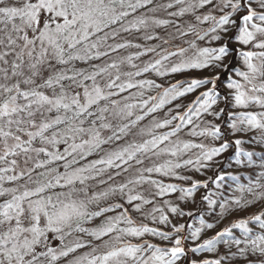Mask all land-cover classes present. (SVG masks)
Returning <instances> with one entry per match:
<instances>
[{
	"label": "snow or ice",
	"instance_id": "snow-or-ice-1",
	"mask_svg": "<svg viewBox=\"0 0 264 264\" xmlns=\"http://www.w3.org/2000/svg\"><path fill=\"white\" fill-rule=\"evenodd\" d=\"M178 39L182 43H175ZM198 41L219 46L200 47ZM233 52L243 67L232 69L239 79L227 75L224 102L231 98L232 107L244 111L228 114L224 135L234 137L237 163L246 157L251 167L255 153L242 146L257 137L245 140L244 134L255 130L264 144V0H0V264H178L187 250L185 225H172L171 231L135 226L132 213L177 191L153 174L189 180L177 170L210 168L228 150L221 125L213 120L225 112L214 108L220 99L218 73L228 72L225 60ZM188 69L217 74L167 85L146 78ZM206 85L211 87L197 96L195 107L183 113L180 104L173 107ZM193 116L212 119L201 128ZM185 128L192 137L223 142L216 147L185 142L180 139ZM193 148L200 156L181 163ZM224 179L215 176L216 182ZM262 180L264 172L246 189L260 200ZM151 187L158 189L150 193L153 199L139 191ZM198 187L199 181L181 191L192 196ZM160 211L153 207L147 215L155 221ZM159 221L169 222L163 214ZM232 227L242 229L244 239L234 238L229 247L237 246L247 264H264V211ZM201 231L190 233L193 242ZM146 233L169 246L127 239ZM225 233L231 229L195 244L191 252H215ZM236 255L199 264H222Z\"/></svg>",
	"mask_w": 264,
	"mask_h": 264
},
{
	"label": "trees",
	"instance_id": "trees-1",
	"mask_svg": "<svg viewBox=\"0 0 264 264\" xmlns=\"http://www.w3.org/2000/svg\"><path fill=\"white\" fill-rule=\"evenodd\" d=\"M187 19V18H186ZM202 27L207 28L208 25L205 24ZM167 31H173V29H168ZM163 34V33H162ZM175 43H182L179 39L175 41ZM200 47H218L219 44L217 42L206 43L205 41L197 42ZM186 46V45H185ZM233 47H238L233 45ZM230 61V64H229ZM226 64H229V70L227 73H218L220 75V81L218 82L217 90L220 93V99L218 104L214 106L216 110L220 108H224L225 112L221 115L219 120H213V123L220 124L222 127V138L224 140L229 141V148L226 152L222 153L219 157L214 158V163H212L210 168H201L200 171H196L195 168L199 167L198 165H189L177 170L178 175H184L189 177V180H179L174 177H161L159 174H153L154 179H162L165 184L172 183L177 187L176 192H170L162 197H155L153 205H143V213H132V219L136 222L135 226H139L141 223L157 228L161 231H171L172 225L184 224L185 230L181 233L182 236L186 237L185 245L187 246V250L184 256L178 261V264H191V261L195 260L201 262L203 260H212L217 259L225 255H230L231 253H237L235 257L232 259L222 261V264H247V261L244 257L238 254L237 246L229 245L231 244L234 238L244 239L243 230L240 228H233L232 225L238 222L239 219H247L252 215H258L261 211H264V200L256 199L251 193L246 191L250 182L254 183L257 179V176L264 172V167H261L264 164V144L258 142L259 133L255 130L244 134V139L249 140L250 137L256 136L257 141H253L250 143H245L242 147L244 151H252L255 155L252 157L253 166L249 167L247 165V158L240 157L239 159L243 161L242 163H237V157L235 155L234 146L231 141L234 139L230 134L225 136L224 133L228 132L227 124L229 122V113L233 111H244V109L233 108L231 105V98H229V103L225 104L224 98L227 92L226 84H227V75H232L234 79H239L234 76L232 69H242L241 60L236 52H233L230 57L225 60ZM217 73H213L209 70H199V69H188L182 73L172 74L166 78L155 77L154 74H147L146 78L156 79L157 82H163L165 85L169 83H174L177 80L180 81H190L191 79L204 78L210 75H215ZM186 86V85H185ZM211 87V85L203 86L192 93H188L185 97H181L178 100L173 102V107L175 104H180L181 107L178 111L183 113L189 105L195 107L196 105L193 103L197 96L200 95L201 92L205 91L207 88ZM152 94H155V90H153ZM167 107L158 114L160 117L165 116L167 112ZM249 110H252L251 108ZM259 110L258 108L256 109ZM212 118L208 117H200L197 118L193 116V120L195 123L201 124V128L207 126V120H211ZM146 122V121H145ZM179 121H174L173 123H178ZM191 127V126H188ZM188 128H185L180 134V139L185 142L190 143H203L206 147H216L219 146L223 140L213 141L211 138L206 137H192L187 134ZM201 150L199 148L189 149L182 157L179 158V161L183 163L185 159H195L200 156ZM169 157H166V159ZM175 159V158H173ZM162 163L163 160L158 161ZM208 163V162H205ZM150 166V165H149ZM217 174L225 175V179L223 181L216 182L215 176ZM230 174V175H228ZM232 177H236V179H232ZM200 182V187L193 190L192 196L186 198V194L181 191L182 189H187L191 187L193 182ZM208 184V187L205 188L204 183ZM264 183V180L261 181ZM148 188V186H145ZM244 189L241 191V189ZM147 198L153 199L150 193L158 191L155 187L149 188V191H143L140 189ZM257 191H261V189H257ZM208 196L209 199L215 201V204L210 205L208 201L204 200L203 197ZM183 197V199H181ZM239 200L240 204H235V201ZM255 200L254 204L248 205L246 202ZM226 205L225 208H221L220 205ZM212 207V212H208L207 209ZM159 208L161 211L154 213L157 219L152 220L151 216L147 214L151 212L152 208ZM172 207H178V213H172L170 209ZM191 212L192 215L188 216L187 213ZM180 213H184L181 215ZM113 213H109L108 215H112ZM163 214L168 217V223L164 224L159 221V216ZM147 217V218H146ZM203 220L204 224L213 223L215 226L212 229H208L201 225L200 221ZM122 227L124 225H121ZM248 227L253 228L254 232L258 234L259 230L256 226L255 222H250ZM196 228H202L200 237L193 242L190 238V233L194 231ZM225 228L231 229V233H225V235L220 239V242L216 243L215 252H207V251H199L196 253L191 252V248L195 246V244H201L206 239H211L218 232H222ZM175 238V235L173 236ZM132 243H143L154 242L157 246L167 247L169 246L168 241H163L159 236H153L150 233H146L143 237H129ZM223 241H228V244H225ZM239 247H245L244 244H241ZM249 259H253L249 257Z\"/></svg>",
	"mask_w": 264,
	"mask_h": 264
},
{
	"label": "rangeland",
	"instance_id": "rangeland-1",
	"mask_svg": "<svg viewBox=\"0 0 264 264\" xmlns=\"http://www.w3.org/2000/svg\"><path fill=\"white\" fill-rule=\"evenodd\" d=\"M188 197H190V196H186V198H188ZM212 207H213V206H211V208L207 209V210H208V212H210V213H211V212L213 211V210H212ZM152 243H154V242H152Z\"/></svg>",
	"mask_w": 264,
	"mask_h": 264
}]
</instances>
